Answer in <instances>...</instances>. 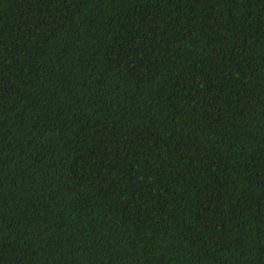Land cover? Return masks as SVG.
<instances>
[{
  "label": "trees",
  "instance_id": "1",
  "mask_svg": "<svg viewBox=\"0 0 264 264\" xmlns=\"http://www.w3.org/2000/svg\"><path fill=\"white\" fill-rule=\"evenodd\" d=\"M0 264H264V0H0Z\"/></svg>",
  "mask_w": 264,
  "mask_h": 264
}]
</instances>
